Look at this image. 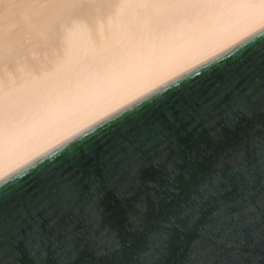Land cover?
Masks as SVG:
<instances>
[{
  "label": "bare ground",
  "instance_id": "bare-ground-1",
  "mask_svg": "<svg viewBox=\"0 0 264 264\" xmlns=\"http://www.w3.org/2000/svg\"><path fill=\"white\" fill-rule=\"evenodd\" d=\"M264 28V0H0V180Z\"/></svg>",
  "mask_w": 264,
  "mask_h": 264
},
{
  "label": "snow or ice",
  "instance_id": "snow-or-ice-1",
  "mask_svg": "<svg viewBox=\"0 0 264 264\" xmlns=\"http://www.w3.org/2000/svg\"><path fill=\"white\" fill-rule=\"evenodd\" d=\"M200 77L169 88L163 101L153 97L139 115L128 112L95 128L51 163L33 165L18 186L10 182L0 192V251L19 244L28 264H62L64 250L92 230L105 187L130 188L145 163L169 152L186 128L208 123L220 129L211 154L217 181L207 210L186 208L195 233L188 264H251L244 257L255 248L264 259V212L254 223L236 211L257 193L264 206V121L260 131L251 122L233 123L257 100L264 111V58L257 65L231 54Z\"/></svg>",
  "mask_w": 264,
  "mask_h": 264
},
{
  "label": "water",
  "instance_id": "water-1",
  "mask_svg": "<svg viewBox=\"0 0 264 264\" xmlns=\"http://www.w3.org/2000/svg\"><path fill=\"white\" fill-rule=\"evenodd\" d=\"M231 54H242L245 59L251 57L258 65L264 58V28L1 179L0 192L10 182L18 186L22 182V174L33 165L43 161L51 163L50 157L62 152L75 140L125 113L141 114L145 102L151 101L153 97L163 101L167 98L169 88L182 85L186 80H199L204 68L217 60H226ZM261 121H264V111L258 100L247 115L233 119V123L239 122L243 126L251 122L255 131L261 130ZM219 132L220 129L214 130L208 123L190 125L169 152L145 163L140 176L130 188L105 187L95 201L97 216L92 230L87 236L73 240L64 250L62 264H188L195 233L193 221L185 219V211L187 207L197 205H202L205 210L208 208L212 188L217 181L212 171L211 154L217 147ZM260 199L257 193L244 205L237 207L236 211L241 213L242 219L259 223L260 214L264 212ZM225 256L228 254L225 253ZM244 258L251 264H264L259 248L246 253ZM30 259L28 250L19 244L6 243L0 251V264H28Z\"/></svg>",
  "mask_w": 264,
  "mask_h": 264
}]
</instances>
